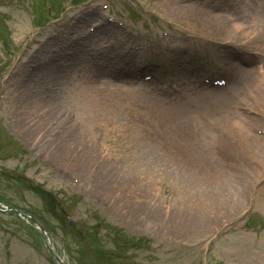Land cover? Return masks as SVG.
<instances>
[{
    "label": "rangeland",
    "instance_id": "obj_1",
    "mask_svg": "<svg viewBox=\"0 0 264 264\" xmlns=\"http://www.w3.org/2000/svg\"><path fill=\"white\" fill-rule=\"evenodd\" d=\"M260 1L264 3V0ZM211 2L222 9L210 7L203 9L206 14L201 15L191 10L202 8L197 3H182L179 0H109L107 12L123 21H130L134 29H144L152 35L167 29L162 23L164 19L179 25L184 34L190 32L185 26L196 28L197 33L213 34L212 30L219 31L217 26L226 28L223 20L230 22V16L246 22L252 19L251 11L226 6L229 0ZM61 6L62 10L59 9ZM85 6L84 2L75 4L74 0H0V23L6 27L3 31L6 36L0 38V77L3 74L0 82L10 80L6 76L19 55L22 52L25 54L24 60L20 61L23 70L19 75V81L21 78L25 81L21 88L16 85L11 88L7 82L10 94L5 100L6 108L2 109L5 113L1 112L0 126L7 125L4 127L6 132L0 131V203L26 212L43 207L38 213L53 224L52 238L49 237L51 250H55L65 264H264V191L258 199L262 210H255L242 229L239 226L225 235L221 233L222 237L218 239L219 234L215 231L220 229L221 232L242 214L243 205L238 203H241L243 193H239L240 198H231L229 189V183L232 185L236 181L229 174L233 175L235 170L227 171L211 159L209 175L201 173L216 181L211 185L207 198L201 199L206 195L205 187L201 183L193 185L189 179L191 171L176 174L160 162L147 161L146 155L153 146L149 141L156 138L153 135L145 138L144 135L146 130H155L157 125L147 113L142 115L141 112L140 123L134 125L132 121H127L129 117L122 111L97 116L83 112L78 120L80 127L72 130H62L57 120L46 126L50 115L40 119L42 110L52 106V101L56 103L51 114L60 116L63 113L71 117L75 113L61 109H71L78 102L80 91L89 95V89L102 83L91 81L80 87L78 92L73 90L76 84H72L70 90L74 91V96L68 103L69 98L65 99L64 94L68 90L67 84L72 81L60 78L59 82L56 76L59 60L45 63L40 57L43 50L44 54L63 49L62 43L68 42L64 36L72 31L70 19ZM44 11V17L50 22L38 13ZM149 12L154 14L149 15ZM94 21L93 16L92 21L90 16H84L74 27L76 30L85 29ZM52 26L60 27L50 33ZM226 32L221 29L218 35L213 36L226 37ZM3 39L7 42H2ZM38 45L40 51L34 53ZM70 46L63 49L66 61L72 52H80L81 44ZM27 47L29 49L24 51ZM194 47H197L196 43ZM30 55L33 60L28 62L26 59ZM82 62L79 58L78 63ZM50 64H54L55 69ZM252 68H256L254 74L258 76L259 67ZM67 71L68 77L74 78L75 70ZM105 72L100 71L102 74ZM38 84L39 88L36 87ZM28 85L38 88L36 97L42 93L45 96L39 101L33 98L41 108L33 105H37L33 99L25 98L24 87ZM79 94L82 95V92ZM8 100L14 102L9 105ZM83 122L86 124L83 125ZM27 123L28 126L35 125L30 133L24 132ZM263 123L262 120H248L251 125ZM253 144H256L255 140ZM123 145L129 147V153ZM139 147H143V153L135 151ZM79 150L83 152L81 156L77 155ZM225 150L230 151L227 147ZM225 150L222 152L225 153ZM215 154L212 151V158H217ZM127 155L126 159L122 157ZM130 156L138 163H132ZM258 156L264 158V141L261 145L257 142V147L249 148L236 163L235 157L232 162L230 158L228 164L236 167L245 162L244 158H256V161L262 162ZM206 158L207 154H203L199 162ZM246 162L252 164L250 160ZM100 165L105 170L101 168L98 173ZM8 169L12 170L7 172ZM254 170L259 171L255 167ZM24 173L53 192L58 206L47 203L44 196L29 189L23 180ZM243 180L248 189L252 185L251 179L242 177L241 182ZM96 185H99L96 191L90 190ZM206 204L209 207H204ZM14 217L0 211V264H58V261L50 259L44 238L40 236L38 240L19 218ZM97 219H101L100 227L90 230ZM103 221L108 224H103ZM79 230L85 233L84 244L80 243ZM94 231L100 240L98 243L94 240ZM135 237H143L138 247L125 246V240L136 241ZM36 240L41 245L38 249L33 245ZM62 245L65 252L58 250ZM100 245L104 246L103 251L108 256L105 254L106 257H103L97 252ZM80 258L83 259L81 263Z\"/></svg>",
    "mask_w": 264,
    "mask_h": 264
},
{
    "label": "bare ground",
    "instance_id": "obj_2",
    "mask_svg": "<svg viewBox=\"0 0 264 264\" xmlns=\"http://www.w3.org/2000/svg\"><path fill=\"white\" fill-rule=\"evenodd\" d=\"M40 96H41V95L38 94L36 98H37V99H40V98H41ZM52 100H53V99H52ZM35 101L38 103L37 100H35ZM54 102H55V101H52L51 104L53 105ZM47 113H48L50 116H53L54 118L59 119V118H58L57 116H55L54 114H51L50 111H49V112L47 111ZM40 119H41V118H40ZM38 122H39V121H38ZM67 130H72V129L69 128V129H67ZM61 146H62V145H60L59 148H60ZM80 151H81V150H79V153H78L77 155H80L81 153H83V152L80 153ZM86 154H87V152H86ZM80 156H81V155H80ZM95 187H97V185H96Z\"/></svg>",
    "mask_w": 264,
    "mask_h": 264
}]
</instances>
